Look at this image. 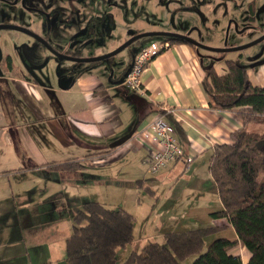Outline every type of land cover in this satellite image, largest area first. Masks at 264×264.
<instances>
[{
  "label": "crops",
  "instance_id": "0c3cea01",
  "mask_svg": "<svg viewBox=\"0 0 264 264\" xmlns=\"http://www.w3.org/2000/svg\"><path fill=\"white\" fill-rule=\"evenodd\" d=\"M210 6L205 4V9ZM114 8L110 7L117 14ZM55 19L58 24L40 33L55 40L63 52L71 29L62 26L61 15ZM100 30L89 29L85 55L111 51L128 35ZM15 32L8 29L3 34L18 41L24 38ZM28 43L24 45L27 53H22L24 66L19 68L12 54L14 70L0 65V93L8 94L6 100L0 98L4 103L0 105V264H22L23 256L27 264H66L71 223L63 211L77 210L89 200L103 201L94 193L93 186L98 185L156 197L152 208L163 225L217 226L208 236L237 237L226 217L211 214L222 208V202L208 165L213 145L230 142L231 132L243 121L237 108H220L203 88L204 67L210 64L202 59L200 47L174 42L155 55L141 75L144 92L139 93L120 82L130 64L128 51L122 65L115 57L75 63L34 40ZM258 65L261 76L264 63ZM252 72L248 70L249 77ZM259 78L258 84L264 85V78ZM164 107L173 109L165 118L184 155L192 160L185 162L184 156L171 160L158 170L155 180L145 161L151 142L145 138L150 134L144 138L138 133ZM254 125L249 124V129ZM257 125L264 129V124ZM136 160L143 170L146 167L139 176L133 168ZM62 163L78 166H58ZM19 174L28 177L14 183L11 178ZM171 175L173 181L167 182ZM186 229L190 228L181 230ZM140 237L128 244L142 249ZM149 240L144 237L143 243ZM20 248H25L22 254L17 253ZM229 251L240 255L243 264L250 257L240 242ZM46 253L47 258L38 261Z\"/></svg>",
  "mask_w": 264,
  "mask_h": 264
},
{
  "label": "trees",
  "instance_id": "16d2710c",
  "mask_svg": "<svg viewBox=\"0 0 264 264\" xmlns=\"http://www.w3.org/2000/svg\"><path fill=\"white\" fill-rule=\"evenodd\" d=\"M163 39L187 42L175 36ZM224 62L226 70L221 73L213 64L204 67L203 88L220 108H237L243 125L231 132L230 142L212 147L208 167L222 208L211 214L226 217L237 237L214 238L205 248V237L217 226L168 231L163 242L148 241L142 252L132 250L119 262L118 249L134 238V216L122 206L89 200L73 217V231L65 242L66 264H181L191 255L195 257L190 264H243L240 255L229 251L238 242L250 251L245 264H264V178L258 177L264 172V129L248 128L254 122L264 124V85L253 84L247 67L238 60ZM9 67L14 70L12 64Z\"/></svg>",
  "mask_w": 264,
  "mask_h": 264
},
{
  "label": "rangeland",
  "instance_id": "374dc122",
  "mask_svg": "<svg viewBox=\"0 0 264 264\" xmlns=\"http://www.w3.org/2000/svg\"><path fill=\"white\" fill-rule=\"evenodd\" d=\"M199 1L200 0H3L0 1V23H3L2 20L6 19L13 22V24L25 27L31 26L36 30L35 25L40 19L41 27L38 32H41L55 25V17H57L58 13H61L59 14L61 18L64 17L65 19L68 16L71 25L77 28L90 25L93 28L96 27L93 29L94 31L101 29L100 31L103 32H120L123 35H125L124 32L128 34L129 31L134 33L152 30L178 33H180L179 30L184 32L193 31V36L199 42L210 47H229L247 43L264 33V0H253L251 6L253 12L251 13L248 11L247 7V3L251 0H203L206 2L205 4H212V6L205 11L202 9L203 12L199 9L200 3L202 5L203 1H200V3ZM32 7H39L41 10L47 12L41 13L34 10ZM110 7H116L114 9L119 12L115 14L114 10H111ZM249 13L253 18L249 19ZM198 23L202 26L200 30L194 28V25ZM150 27H154L155 29H150ZM6 29L12 31V33L19 31L13 28L0 27V62L3 60L4 50L7 49V53L10 52V54L13 55V60L19 68H21L25 65V59L22 53H27L24 45L30 46L31 44L28 43L30 40L23 38V36H21L22 40L20 41L13 39L15 38L14 36L3 34L4 31H7ZM83 30L86 29H82V31ZM127 37L128 35L125 38L127 39ZM162 38L163 35L143 36L141 41H148L149 43L147 44H150V42H159ZM121 43H119V45ZM136 45V42H132L128 47L120 50L113 57L118 59V63L122 65L125 62V55L128 49L136 50ZM209 56L210 59H207L206 62H209L208 64H213L219 73L226 70L224 62L226 58H238L240 62L249 67L251 72L253 71L250 77L253 84H258V82H260L259 77L264 78V74L259 76L257 72L258 64H255V61L257 62L259 59L264 60V39L240 50H229L220 53L210 51ZM261 63H264V61H261L259 64ZM7 97V93H0V98L6 100ZM0 105H4V103L1 102ZM254 124L255 125L251 126V128H260L255 122ZM139 162L136 160L133 163L134 171L137 172L138 176L139 174H144L146 170V167L144 170L142 169ZM148 172L155 180H158L156 177H159L158 174L160 171L153 173L150 171ZM130 174H133V171H131ZM26 177L28 176L19 174L17 178L11 179L14 183H19ZM258 177L259 179H263L264 172L261 171ZM169 180H171V182L173 181L172 175L167 179V182H169ZM91 186L92 185H89L88 192ZM48 187H50V185H48ZM93 187L96 190L94 193H97L98 197L103 200L101 202H105L109 207L122 205L123 208L133 214L135 219L133 234L135 239L138 238V235H141V248L144 245L143 242H145L143 241L144 237L147 238L149 236L153 241L163 242V233L168 230H181L182 228H193L196 226L177 225L176 222L172 225H163L160 223V216L156 213L155 209L152 208L154 198L156 199V197L153 198L149 194L141 195L137 193V190L134 191L133 189L124 187H106L103 185ZM80 191L82 192V189H80ZM63 212H68L69 214L68 223H71L70 232H72L73 217L76 213V209L65 210ZM63 216L67 215L64 214ZM46 218L51 217L49 215ZM69 230L70 226L68 227V231ZM205 240L206 248L207 245L214 240V236L210 235L206 237ZM128 245L126 250L118 252L117 257L119 262L123 261L133 249L142 252V249L132 247V244ZM24 251L25 248H20L17 253L22 254ZM29 253L32 254V251L30 250ZM194 257L195 255L187 257L183 260L182 264H190ZM46 258L47 253L46 257H39L38 261H44ZM21 259L23 261L22 264L28 263V260L24 256Z\"/></svg>",
  "mask_w": 264,
  "mask_h": 264
},
{
  "label": "built area",
  "instance_id": "2783aa9c",
  "mask_svg": "<svg viewBox=\"0 0 264 264\" xmlns=\"http://www.w3.org/2000/svg\"><path fill=\"white\" fill-rule=\"evenodd\" d=\"M170 41L160 40L159 42H150L146 46L142 47L137 53H135L133 60L129 67L126 69L121 84L126 88L133 91L143 93L141 75L147 67L150 60L162 50L170 46ZM164 111L153 115L148 125L138 134L149 142V153L147 154L145 161L147 163L148 171L156 172L161 167L165 166L171 160L184 156L185 162L192 160L191 155H184L177 138L174 135L173 126L165 118L166 113L173 112L172 108L164 107Z\"/></svg>",
  "mask_w": 264,
  "mask_h": 264
},
{
  "label": "flooded vegetation",
  "instance_id": "af4514ba",
  "mask_svg": "<svg viewBox=\"0 0 264 264\" xmlns=\"http://www.w3.org/2000/svg\"><path fill=\"white\" fill-rule=\"evenodd\" d=\"M0 1H3V0H0ZM18 1V0H17ZM25 1V0H24ZM53 1H56V0H53ZM200 1H203V0H200ZM200 1H199V3H200ZM205 1H203V3H202V5H201V3H200V8L199 9H201V11H202V9L205 11L206 9H205ZM252 4H253V0H251V1H249L248 3H247V7H248V11L251 13V12H253V9H252ZM211 6H212V4H211ZM34 10H37V11H39V12H41V13H46L47 11H45V10H41L39 7H32ZM49 11H52V10H49ZM203 12V11H202ZM249 13V19H251V18H253V16L251 15ZM58 14H61V13H58ZM58 16V15H57ZM58 20V19H57ZM55 21V25L56 24H58V21ZM65 21H64V23H62L63 25V27H66V29H71L70 31V33H69V44H68V46H67V48H66V50H64L63 52L59 49V48H61L60 47V45L57 43V42H55V40H53L52 38H46L45 36H43L40 32H38V30L40 29V19H39V21L37 22V24L35 25L36 26V30H35V28L34 27H31V26H28V27H25V26H22V25H18V24H13V22H11V21H9V20H6V19H3L2 20V22L3 23H0V25H8V26H1V27H6V28H13V29H16V30H19V32H22L23 34H24V38L25 39H29V40H34V43H37V44H42V45H44V46H46V47H48L50 50L52 49L53 51H58L59 53H61V54H63V55H65L66 57H68V58H65V59H68V60H70V61H73V62H75V63H88L89 61H81V60H76V59H74V58H88V57H92V56H89V55H85L84 54V50H87V51H89V29H91V30H93V29H95V28H93L92 26H87V27H80V28H77L76 26H73V25H71V21L69 22V18H68V16H67V18H65L64 19ZM67 20V21H66ZM210 24V23H209ZM9 25H17V26H21V27H23V28H25V29H27V30H29V31H31L32 33H30V32H28V31H26V30H22V29H18V28H15V27H12V26H9ZM231 25V24H230ZM202 26H201V24L200 23H198V24H196V25H194V28H196L197 30H200V28H201ZM43 29V28H42ZM82 29H86V30H83L82 31ZM6 30H8V29H6ZM86 31V32H85ZM152 31H159V30H152ZM88 32V33H87ZM144 32H147V31H144ZM167 32H171V31H167ZM83 33V34H82ZM139 33H141V32H139ZM175 33H178V32H175ZM193 31H187V32H185V33H180V34H188L189 36H191V37H193V38H195L194 36H193ZM35 34V35H34ZM135 34H138V33H134V32H132V31H129L128 32V37H127V39H129L131 36H133V35H135ZM264 34V33H263ZM263 34H261L260 36H262ZM34 35V36H33ZM82 35V36H81ZM150 36V35H149ZM152 36H154V35H152ZM163 36H168V35H163ZM259 36V37H260ZM143 37V36H142ZM142 37H140V38H137V39H134L133 41H131L130 42V44L132 43V42H136V46H137V49L142 45V43L144 42V41H141V38ZM176 37V36H175ZM259 37H257V38H259ZM256 38V39H257ZM126 39V40H127ZM196 39V38H195ZM264 39V38H263ZM262 39V40H263ZM125 40V41H126ZM197 40V39H196ZM255 40V39H254ZM124 41V42H125ZM253 41V40H252ZM261 41V40H260ZM124 42H122V43H124ZM249 42H251V41H249ZM249 42H247V43H249ZM259 42V41H258ZM121 43V44H122ZM201 43V42H200ZM257 43V42H256ZM120 44V45H121ZM130 44H128L127 46H129ZM203 44V43H202ZM206 44H208V43H206ZM243 44H246V43H243ZM243 44H239V45H234V46H240V45H243ZM255 44V43H254ZM203 45H205V44H203ZM210 45V44H209ZM253 45V44H252ZM126 46V47H127ZM206 46H208V45H206ZM234 46H229V47H234ZM250 46V45H249ZM198 47H200L201 49H202V59H205V60H207V59H210V56H209V52L210 51H212V52H218V53H220V52H225V51H214V50H210V49H208V48H206V47H201V46H198ZM208 47H210V46H208ZM229 47H215V48H229ZM246 47H248V46H246ZM246 47H244V48H246ZM115 49V48H114ZM240 49H243V48H240ZM240 49H235V50H240ZM51 50V51H52ZM52 51V52H53ZM135 51L136 50H134V49H128V52H129V54H131V60H130V63H131V61L133 60V57H134V53H135ZM226 51H229V50H226ZM54 53V52H53ZM107 53V52H106ZM57 55V54H56ZM57 56H59V55H57ZM114 55H112V56H109V57H113ZM6 57V58H5ZM59 57H61V56H59ZM109 57H107V58H109ZM61 58H64V57H61ZM103 59H105V58H103ZM226 59H233V58H226ZM225 59V60H226ZM101 60V59H100ZM224 60V61H225ZM234 60H238L239 61V59L238 58H234ZM94 61H97V60H94ZM260 61H262L261 59H259V60H257V62L255 61V64H259L260 63ZM12 62V60H11V54H9V53H7L6 55H4V57H3V60L0 62V65L1 66H3L5 69H8L9 68V64H12L11 63ZM240 62V61H239ZM207 63H209V62H207ZM242 63V62H241ZM130 65V64H129ZM129 65H128V67H129ZM245 65V64H244ZM246 66V65H245ZM127 67V68H128ZM247 67V66H246ZM126 68V69H127ZM247 70H249V67H247ZM126 71V70H125ZM125 71H124V73H125ZM124 75V74H123Z\"/></svg>",
  "mask_w": 264,
  "mask_h": 264
},
{
  "label": "water",
  "instance_id": "95a60500",
  "mask_svg": "<svg viewBox=\"0 0 264 264\" xmlns=\"http://www.w3.org/2000/svg\"><path fill=\"white\" fill-rule=\"evenodd\" d=\"M1 26H8V25H0V27ZM9 26H12V27H15V28H18V29H22V30H26V31L32 33L31 31H29V30H27V29H25V28H23L21 26H17V25H9ZM149 35L150 36H152V35H168V36L181 37V38L185 39L187 42H190V43H192V44H194L196 46L206 47V48H208L210 50H214V51H226V50H235V49L244 48V47L249 46V45H252V44H254V43H256V42H258V41H260V40H262L264 38V34H263L259 38L255 39V40H253V41H251L249 43L240 45V46H234V47H229V48H215V47H208L206 45H203L198 40H196L195 38L189 36L188 34H180V33L167 32V31H147V32H141V33H138V34H135V35L131 36L124 43H122L121 45H119L118 47H116L115 49H113V50H111V51H109L107 53H104V54H101V55H97V56L88 57V58H74V59L81 60V61H94V60H100V59H103V58H107L109 56H112V55H115L116 53H118L120 50H122L128 44H130V42L133 41L134 39L140 38L142 36H149ZM53 52L55 54L61 56V57L68 58L65 55L59 53L58 51H53ZM122 80H123V76L120 79V82Z\"/></svg>",
  "mask_w": 264,
  "mask_h": 264
}]
</instances>
